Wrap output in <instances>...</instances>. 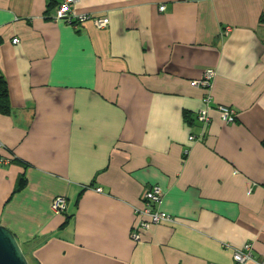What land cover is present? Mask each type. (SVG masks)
<instances>
[{"label": "crops", "instance_id": "obj_1", "mask_svg": "<svg viewBox=\"0 0 264 264\" xmlns=\"http://www.w3.org/2000/svg\"><path fill=\"white\" fill-rule=\"evenodd\" d=\"M63 1L0 0V155L25 164L0 168V225L29 263L236 264L249 244L263 262L264 0H77L105 29L56 20ZM153 187L172 222L134 241Z\"/></svg>", "mask_w": 264, "mask_h": 264}, {"label": "built area", "instance_id": "obj_2", "mask_svg": "<svg viewBox=\"0 0 264 264\" xmlns=\"http://www.w3.org/2000/svg\"><path fill=\"white\" fill-rule=\"evenodd\" d=\"M77 0H64L60 5L59 12L56 16V20L58 21H65L69 24H72L76 28L80 24H84L88 21L93 22V24L99 29H105L109 26L110 21L109 19H101L96 18L90 15H73L72 7L75 5ZM161 11H164L165 8H160ZM14 44L18 43V40L13 41ZM214 76V71L208 70L204 73L203 77L199 81H194L191 83L192 87H200L204 90L207 98L209 99L208 102L212 99L209 95L210 90L212 88V77ZM218 112L220 115V120L225 125H231L237 122L238 120V112L236 109L228 106H219ZM198 121L204 125V128L208 126L211 122V115L209 112V108L201 110L198 114ZM190 140H195L194 137H191ZM12 158H4L2 160V164L4 166H8L11 164ZM97 193H103L101 188L96 189ZM163 192L158 187H153L148 189L143 197L144 201V209L139 211L138 217H141V220L137 222L134 231L132 232V238L134 241H139L140 236L139 232L141 231H149L153 226L162 224L163 222H172V219L164 213H161L157 209V205L162 200ZM52 212L54 214L60 215L67 212V200L65 197H58L52 203ZM252 245H247L244 250L236 251L234 253L233 259L236 264H246L250 261H253V252H252ZM260 264H264L260 262Z\"/></svg>", "mask_w": 264, "mask_h": 264}, {"label": "water", "instance_id": "obj_3", "mask_svg": "<svg viewBox=\"0 0 264 264\" xmlns=\"http://www.w3.org/2000/svg\"><path fill=\"white\" fill-rule=\"evenodd\" d=\"M0 264H30L15 234L2 225H0Z\"/></svg>", "mask_w": 264, "mask_h": 264}, {"label": "trees", "instance_id": "obj_4", "mask_svg": "<svg viewBox=\"0 0 264 264\" xmlns=\"http://www.w3.org/2000/svg\"><path fill=\"white\" fill-rule=\"evenodd\" d=\"M11 113H12V108H11L8 84L5 78L2 75H0V116L8 117L11 115ZM4 158H8V157H3L0 155V168L4 166L2 164V160ZM11 164L25 165L20 159L15 158L14 156L12 157ZM27 183L28 181H27L26 175L20 176L17 181L14 193L16 194V193H20L21 191H23L25 187L27 186ZM67 212H68V209H67ZM67 212L64 213V215L67 217L65 225H68L72 218V216L69 215Z\"/></svg>", "mask_w": 264, "mask_h": 264}]
</instances>
